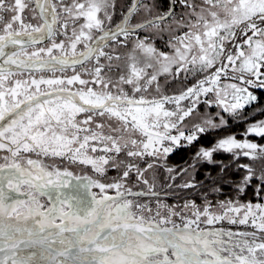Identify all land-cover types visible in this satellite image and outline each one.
<instances>
[{
  "label": "snow or ice",
  "instance_id": "snow-or-ice-1",
  "mask_svg": "<svg viewBox=\"0 0 264 264\" xmlns=\"http://www.w3.org/2000/svg\"><path fill=\"white\" fill-rule=\"evenodd\" d=\"M257 90L264 0H0V264H264Z\"/></svg>",
  "mask_w": 264,
  "mask_h": 264
},
{
  "label": "trees",
  "instance_id": "trees-1",
  "mask_svg": "<svg viewBox=\"0 0 264 264\" xmlns=\"http://www.w3.org/2000/svg\"><path fill=\"white\" fill-rule=\"evenodd\" d=\"M258 94L261 98V100H264V90H257ZM246 111H250V109H246ZM260 118H264V116H256L253 117V119H260ZM245 127L244 124H237L235 127H231L228 129H225L219 133H216L215 135L217 136H223L225 135L226 132H236L238 130H242ZM253 139H255V137H253ZM213 142L212 137L211 136H204L201 138V140L199 141V144L208 146L211 145V143ZM260 143H264V140H260ZM196 150V146L192 147L191 149H180L179 151H177L176 153L172 154L169 157V162L173 165H181L183 164V162L187 159L190 158V153L195 152ZM219 160H228L229 157L227 155H221V156H217L216 157ZM205 167H209L208 165H205ZM228 192V189H225V193ZM249 198H251V190H249ZM168 201H172V202H176L174 197H167ZM197 202H199V199L197 198Z\"/></svg>",
  "mask_w": 264,
  "mask_h": 264
},
{
  "label": "rangeland",
  "instance_id": "rangeland-1",
  "mask_svg": "<svg viewBox=\"0 0 264 264\" xmlns=\"http://www.w3.org/2000/svg\"><path fill=\"white\" fill-rule=\"evenodd\" d=\"M166 38H167V37H165V39H166ZM156 44H157V46L160 47L162 50H166V49H164V41H163V40L157 39V40H156ZM191 82H192V81H189V84H191ZM200 110H201V111L204 110L203 105H201ZM210 111H212V112L214 113V112L216 111V109H215V108H212V109H210ZM0 162H3V161H0ZM73 171H75L77 174H82L80 168H73ZM113 174H114V172H110V173H109V175H113ZM167 202L170 203V204L175 203V202L168 201V200H167ZM198 203H199V202H198Z\"/></svg>",
  "mask_w": 264,
  "mask_h": 264
}]
</instances>
